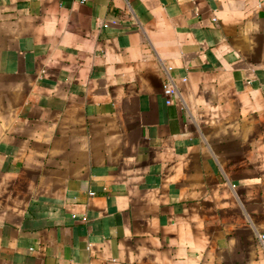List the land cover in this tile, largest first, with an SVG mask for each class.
Here are the masks:
<instances>
[{
    "label": "crops",
    "instance_id": "crops-1",
    "mask_svg": "<svg viewBox=\"0 0 264 264\" xmlns=\"http://www.w3.org/2000/svg\"><path fill=\"white\" fill-rule=\"evenodd\" d=\"M261 234L264 0H0V264H264Z\"/></svg>",
    "mask_w": 264,
    "mask_h": 264
},
{
    "label": "built area",
    "instance_id": "built-area-1",
    "mask_svg": "<svg viewBox=\"0 0 264 264\" xmlns=\"http://www.w3.org/2000/svg\"><path fill=\"white\" fill-rule=\"evenodd\" d=\"M167 70H171V67L168 66ZM182 80L185 81V78H183ZM162 91H163V95L165 97V103L171 104L173 97L177 93L176 87H175V85L171 79L168 78V79H166V81H164ZM260 239L264 240V234L260 235Z\"/></svg>",
    "mask_w": 264,
    "mask_h": 264
}]
</instances>
